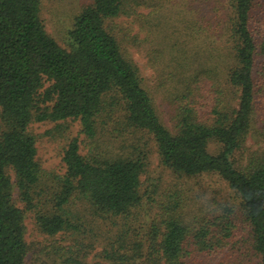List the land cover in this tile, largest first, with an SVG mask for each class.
Instances as JSON below:
<instances>
[{
	"label": "trees",
	"instance_id": "16d2710c",
	"mask_svg": "<svg viewBox=\"0 0 264 264\" xmlns=\"http://www.w3.org/2000/svg\"><path fill=\"white\" fill-rule=\"evenodd\" d=\"M188 1L146 54L150 91L110 27L134 17L151 33L166 0H91L65 48L41 0H0V264H27L26 214L47 264H264V0ZM68 121L79 135L47 172L30 126ZM153 154L171 180L159 199L144 188Z\"/></svg>",
	"mask_w": 264,
	"mask_h": 264
},
{
	"label": "rangeland",
	"instance_id": "374dc122",
	"mask_svg": "<svg viewBox=\"0 0 264 264\" xmlns=\"http://www.w3.org/2000/svg\"><path fill=\"white\" fill-rule=\"evenodd\" d=\"M157 1L158 0H154V3ZM166 1V4H163L165 11L161 9L158 13L152 15L149 18L151 33H149L147 28L142 29V22L144 19H141L139 23L138 18L134 17H121L120 19H116L113 22L115 26L110 27L114 28V32L118 35L117 40L120 42L124 54L127 56L126 58L132 64H134V66L139 71L144 82V87L149 88L150 91L152 90L155 81V64L153 66L154 68L151 69L147 62L146 54L151 50H159L158 47L162 37L164 35H170L169 32L172 31V29L177 25L178 21V15H176V11H179V4L173 3H177L179 0H174L175 2H172V0ZM197 1L198 2L194 3L196 7H199L200 9L203 7L204 11L207 10V8L205 9L199 0ZM90 2L91 0H41V18L44 27L47 33L57 42L60 47H66L65 37L71 24V20L83 6L88 5ZM149 10L151 9L144 8L139 11V14H142L141 16H146ZM134 37H136L137 40H141L142 43L138 44L137 46H132L131 38L133 40ZM158 62L161 64V59ZM152 98L155 109L158 115H160L161 121L164 123L165 127L170 130L171 124L169 120L171 116L167 102L165 99H163L162 95H158L157 93H152ZM209 106V100L206 98L202 99L201 104L197 105L196 108L200 114H205L208 112ZM54 125L55 124L52 123L33 124L30 126V131L37 136L36 158L40 166L47 172L61 174L64 171L61 162L62 152L69 140L78 137L79 127L78 123L68 121L60 128L63 130L64 127H66L67 129L65 131L56 133L54 130L52 132L53 134H48L49 130H53ZM58 134H60V136H58ZM80 139L81 137H79V140ZM209 150L210 152L215 150L214 146H211ZM10 177L13 179L12 175H10ZM143 180L145 182L144 188L146 186L147 189V185L150 186V188L147 189L149 191L152 190L153 186H157L156 193L151 194L154 199H159L160 195H162V192L169 187L168 185L171 181L170 176L159 165L155 154H153L150 159L148 177L144 176ZM207 182L214 183V180H206L204 181V184L206 185ZM13 199L14 201L17 200L15 191H13ZM16 204L19 208H22V205L19 202H16ZM28 215L29 214H26L24 220L25 241L31 247V255L27 261V264H41V262L47 264L51 260L46 258L44 253L40 254L39 249L47 245L49 239L47 240L46 237L41 236L35 231L31 218ZM88 260L89 262H94L92 261V256H90Z\"/></svg>",
	"mask_w": 264,
	"mask_h": 264
}]
</instances>
